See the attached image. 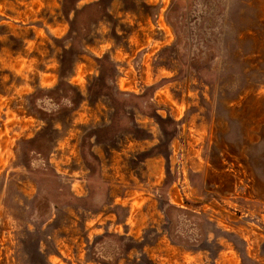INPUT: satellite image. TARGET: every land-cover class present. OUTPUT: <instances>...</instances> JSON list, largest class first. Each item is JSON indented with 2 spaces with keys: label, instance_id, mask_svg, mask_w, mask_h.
<instances>
[{
  "label": "rangeland",
  "instance_id": "obj_1",
  "mask_svg": "<svg viewBox=\"0 0 264 264\" xmlns=\"http://www.w3.org/2000/svg\"><path fill=\"white\" fill-rule=\"evenodd\" d=\"M0 264H264V0H0Z\"/></svg>",
  "mask_w": 264,
  "mask_h": 264
}]
</instances>
